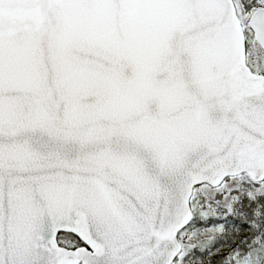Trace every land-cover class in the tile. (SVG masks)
Returning a JSON list of instances; mask_svg holds the SVG:
<instances>
[{
  "label": "snow or ice",
  "instance_id": "1",
  "mask_svg": "<svg viewBox=\"0 0 264 264\" xmlns=\"http://www.w3.org/2000/svg\"><path fill=\"white\" fill-rule=\"evenodd\" d=\"M0 264H264V0H0Z\"/></svg>",
  "mask_w": 264,
  "mask_h": 264
},
{
  "label": "rangeland",
  "instance_id": "2",
  "mask_svg": "<svg viewBox=\"0 0 264 264\" xmlns=\"http://www.w3.org/2000/svg\"><path fill=\"white\" fill-rule=\"evenodd\" d=\"M199 227H201L202 230H208L211 228V224H208V225H200ZM219 235V234H217ZM231 241L230 240H227L225 239L223 242H222V247H228L230 245Z\"/></svg>",
  "mask_w": 264,
  "mask_h": 264
},
{
  "label": "trees",
  "instance_id": "3",
  "mask_svg": "<svg viewBox=\"0 0 264 264\" xmlns=\"http://www.w3.org/2000/svg\"><path fill=\"white\" fill-rule=\"evenodd\" d=\"M236 223H237V225H239V222H236ZM240 228L243 229V225H240Z\"/></svg>",
  "mask_w": 264,
  "mask_h": 264
}]
</instances>
